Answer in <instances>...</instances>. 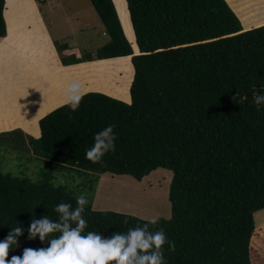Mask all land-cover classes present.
Wrapping results in <instances>:
<instances>
[{
    "label": "trees",
    "instance_id": "16d2710c",
    "mask_svg": "<svg viewBox=\"0 0 264 264\" xmlns=\"http://www.w3.org/2000/svg\"><path fill=\"white\" fill-rule=\"evenodd\" d=\"M90 2L110 44L95 59H61L74 65L131 57L130 103L91 92L75 111L61 106L39 122L45 156L86 176L91 170L142 181L158 168L172 171L171 218L149 224L175 242V251L164 246L165 264H264V225L255 223L264 210V104L253 102L264 88V15L240 16L241 0H126L136 53L114 2ZM6 4L0 0V37L7 34ZM110 124L116 149L94 164L86 150ZM81 189L90 192L86 231L108 236L149 223L97 211L94 188ZM77 197L49 174L32 180L0 167V241L13 227L24 229L8 260L25 248L48 247L27 238L31 220H56V205L75 207Z\"/></svg>",
    "mask_w": 264,
    "mask_h": 264
},
{
    "label": "rangeland",
    "instance_id": "374dc122",
    "mask_svg": "<svg viewBox=\"0 0 264 264\" xmlns=\"http://www.w3.org/2000/svg\"><path fill=\"white\" fill-rule=\"evenodd\" d=\"M24 1L28 0H10V4H6L5 21L8 18L6 23L11 30H14V21L9 16H12L11 13L18 16L15 13L17 10L28 14L37 10L46 18L39 14L45 24L40 18H30L25 35L17 36L27 38L26 41L23 38L24 42L17 50L18 56L22 57L17 63L22 68L16 69L22 76L14 71V65L0 60V167L3 172L23 175L32 180L49 174L55 178V182L70 189L76 196H89L88 189L80 188L93 187L94 209L97 211L129 214L146 221L153 217L170 219L172 171L158 168L142 181L127 175L115 176L91 170L86 176L80 173L82 170L78 167L61 165L45 156L39 122L64 105V90L73 80L82 84L86 94L98 92L130 103L134 68L130 57L121 61H94L90 62L91 66L87 64L72 71L70 66L66 74L61 65L55 67L50 60L47 61L46 54L52 53L53 48L58 53L55 45L59 43L63 46L62 55L68 61L78 56L95 59L98 51L111 42L97 12L90 0ZM112 1L125 36L138 53L127 2ZM261 1L241 0L240 16L248 19L263 16ZM13 33L18 32L14 30ZM45 41H50L53 47H46ZM44 52L45 56L37 62L36 56ZM6 73L16 78H2ZM65 75L66 78H63ZM255 223L256 227L264 225V210L255 215Z\"/></svg>",
    "mask_w": 264,
    "mask_h": 264
},
{
    "label": "clouds",
    "instance_id": "9594fccd",
    "mask_svg": "<svg viewBox=\"0 0 264 264\" xmlns=\"http://www.w3.org/2000/svg\"><path fill=\"white\" fill-rule=\"evenodd\" d=\"M86 93L78 81L73 80L64 90V105L72 111L79 108ZM254 104H264V88L254 95ZM115 125L110 124L94 135L93 144L86 150L85 158L92 163H103V158L116 149ZM55 186V185H54ZM88 203L84 194L76 198V206L59 203L54 211L57 219L49 216L33 218L27 229L28 239L39 237L46 248H25L22 256L8 260L9 251L19 244L24 234L21 226L13 227L4 240L0 241V264H165L164 246L175 251V242L169 241L163 229L151 231L149 224L156 225L158 218L149 223L129 228L127 232L111 235L88 229L83 213ZM58 235H53L57 234Z\"/></svg>",
    "mask_w": 264,
    "mask_h": 264
},
{
    "label": "crops",
    "instance_id": "0c3cea01",
    "mask_svg": "<svg viewBox=\"0 0 264 264\" xmlns=\"http://www.w3.org/2000/svg\"><path fill=\"white\" fill-rule=\"evenodd\" d=\"M9 1L10 0H8V2ZM29 1H31V0L24 1V2H29ZM33 3H36V1H34ZM15 13L18 16H15L14 13H11L12 16H9V19H11V21H14V30H16L18 33H13L14 30H11L10 27L7 26V34H6V36L5 37H0V60L2 59L3 61L11 63V66L14 65V69H15L14 71L19 76H22V75L19 74L18 69H16V68H22L21 64L17 63L19 60L20 61L22 60V57L18 56L17 50L21 46V42H24L23 38H25V41L27 40V38L26 37L20 38V37H17V36L25 35L24 32L26 31V29L28 30L27 25L29 24V19L30 18H32V19L35 18V17H36V19L40 18L42 20L43 24H45L44 19H42V17H44V18H46V17L41 12H39L37 10L36 11H31L30 14L24 13V12H22L20 10H17ZM7 14H8V11H7ZM39 14L42 17L39 16ZM4 15H5V13H4ZM7 20H8V18H7ZM8 24H9V22H8ZM46 37L49 38L48 35ZM45 45H46V47H48V46L53 47L50 41H45ZM57 51H58V49H57ZM45 54L46 53L44 52V54H42L43 56L41 54L37 55L35 60L37 62L41 61V58L44 57ZM56 54H57V56H56ZM46 55H47V58H46L47 61L50 60L51 63L54 64L55 67H59L61 65L62 66V71H65L66 74H67V71H69L68 68L70 66H71L70 67L71 68L70 71H72V70H75V69L84 68V67H86L87 64L90 65L91 64L90 62L110 60V59L93 60V61H86L84 63L74 64V65H64V63H63V61L61 59L63 57V55L61 53H59V51L57 53L55 48H53L52 53H47ZM117 60H119V59H117ZM71 61H69V62H71ZM113 61H116V60H113ZM7 66L10 67L9 64H7ZM15 66H17V67H15ZM27 69H30V68H27ZM9 72H13V71H9ZM2 78H16V77L14 75H10L9 73H6L4 76H2ZM21 78H24V77H21ZM63 78H66V75ZM11 80H13V79H11ZM30 81H31V79H30ZM45 82L48 84L47 81H45ZM28 84H32V83L28 82Z\"/></svg>",
    "mask_w": 264,
    "mask_h": 264
},
{
    "label": "water",
    "instance_id": "95a60500",
    "mask_svg": "<svg viewBox=\"0 0 264 264\" xmlns=\"http://www.w3.org/2000/svg\"><path fill=\"white\" fill-rule=\"evenodd\" d=\"M242 22V21H241ZM253 29V28H252Z\"/></svg>",
    "mask_w": 264,
    "mask_h": 264
}]
</instances>
